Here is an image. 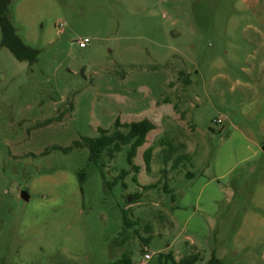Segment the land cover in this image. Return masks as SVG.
Segmentation results:
<instances>
[{
	"label": "rangeland",
	"instance_id": "374dc122",
	"mask_svg": "<svg viewBox=\"0 0 264 264\" xmlns=\"http://www.w3.org/2000/svg\"><path fill=\"white\" fill-rule=\"evenodd\" d=\"M10 7L39 54L17 59L0 28V264H206L213 249L223 264H264V0ZM144 119L156 127L137 174L128 146L97 162L65 150Z\"/></svg>",
	"mask_w": 264,
	"mask_h": 264
},
{
	"label": "trees",
	"instance_id": "16d2710c",
	"mask_svg": "<svg viewBox=\"0 0 264 264\" xmlns=\"http://www.w3.org/2000/svg\"><path fill=\"white\" fill-rule=\"evenodd\" d=\"M11 0H0V28L2 32L1 45L9 49L13 55L19 60H28L34 62L37 60L39 50L32 48L26 44L18 35L17 30L10 17ZM125 130H121L120 128ZM155 124L148 119L133 121L130 123L121 124L119 120L114 123L113 130L99 128V136L83 137L80 141H75L71 147L66 148V151H70L73 148L86 147L90 151V160L97 162L104 151H108L111 157H114L116 153L120 152L124 146H128L127 159L130 169H133L137 174L140 167L135 164V158L137 157L138 149L142 147L146 141L148 134L155 129ZM153 147L149 146L143 153V159L147 170H150L152 159ZM185 161H190L188 155H181L174 163L173 168H177L179 165L184 164ZM128 171H122L125 175ZM193 175L188 174V178H192ZM135 182L138 181L137 176H133ZM156 185L144 186L145 189L155 188ZM167 192H170L167 189ZM127 210H122V215L125 223L131 227L132 223L127 216ZM146 243L148 240H144ZM162 264H167L169 261L174 264H197L202 261L203 258L200 254L194 253L186 255L180 261H176L172 254H161L160 260H163ZM206 264H223V260L219 258L216 251L213 249Z\"/></svg>",
	"mask_w": 264,
	"mask_h": 264
},
{
	"label": "built area",
	"instance_id": "2783aa9c",
	"mask_svg": "<svg viewBox=\"0 0 264 264\" xmlns=\"http://www.w3.org/2000/svg\"><path fill=\"white\" fill-rule=\"evenodd\" d=\"M89 41H90V40H89L88 38H85V39H83V40H80V41H79V46H80L81 48H86V46H87V44L89 43ZM217 122H218V123H221L222 120L219 119V120H217ZM151 259H152V255L149 254V253H145V254H144V258H143V260L140 262V264H148V261L151 260Z\"/></svg>",
	"mask_w": 264,
	"mask_h": 264
},
{
	"label": "water",
	"instance_id": "95a60500",
	"mask_svg": "<svg viewBox=\"0 0 264 264\" xmlns=\"http://www.w3.org/2000/svg\"><path fill=\"white\" fill-rule=\"evenodd\" d=\"M21 198L25 201H28L29 200V193L26 191V190H22L21 192Z\"/></svg>",
	"mask_w": 264,
	"mask_h": 264
},
{
	"label": "crops",
	"instance_id": "0c3cea01",
	"mask_svg": "<svg viewBox=\"0 0 264 264\" xmlns=\"http://www.w3.org/2000/svg\"><path fill=\"white\" fill-rule=\"evenodd\" d=\"M154 130V129H153ZM148 137V136H147ZM146 143H147V141H146ZM145 143V144H146ZM145 144L143 145V146H145ZM142 146V147H143ZM148 148V147H147ZM139 150V149H138ZM138 154V153H137ZM184 155H188L187 153H185ZM164 161H165V163H167V161H168V158H165L164 159ZM135 164L137 165V166H139L136 162H135ZM184 165V164H183ZM180 166V165H179ZM140 167V166H139ZM176 169V168H175ZM188 174H191V175H193V177L192 178H195V176H196V174H194L193 172H189ZM173 194H175L174 192H172Z\"/></svg>",
	"mask_w": 264,
	"mask_h": 264
}]
</instances>
